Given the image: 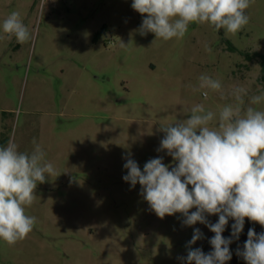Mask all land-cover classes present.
<instances>
[{
  "label": "rangeland",
  "instance_id": "1",
  "mask_svg": "<svg viewBox=\"0 0 264 264\" xmlns=\"http://www.w3.org/2000/svg\"><path fill=\"white\" fill-rule=\"evenodd\" d=\"M131 3L0 0V145L13 138L30 153L38 144L55 169L26 209L36 218L32 232L14 246L0 240V264H182L177 257L187 255L194 228L204 238L192 247L212 250L214 233L204 224L182 226L180 213L161 219L150 210L140 185L122 179L123 157L130 152L141 170L158 156L172 164L157 151L160 127L187 118L197 104L217 115L236 106V86L247 93L243 108L264 95V0H251L238 33L193 23L168 41L140 35L143 18ZM13 12L30 32L27 42L3 31ZM201 75L222 85L207 90V99ZM246 221L226 264L240 258Z\"/></svg>",
  "mask_w": 264,
  "mask_h": 264
},
{
  "label": "clouds",
  "instance_id": "2",
  "mask_svg": "<svg viewBox=\"0 0 264 264\" xmlns=\"http://www.w3.org/2000/svg\"><path fill=\"white\" fill-rule=\"evenodd\" d=\"M250 4L251 0H132L131 8L143 18L137 30L140 35L153 33L156 39L168 41L183 38L193 23L209 24L225 34L238 33L249 23ZM3 31L18 43L30 39L18 12L4 20ZM199 81V88L206 89L205 99L207 90L222 87L207 75ZM246 94L236 86L232 89L239 102L236 106L226 104L217 115L197 104L187 118L160 127L165 135L157 151L170 156L172 164L158 156L141 170L130 152L123 157L127 173L122 179L130 188L140 185V195L159 218L180 213L182 226L200 223L214 233L208 241L212 250L205 253L192 247L204 238L194 228L186 243L187 255L177 257L182 264H226L232 259L230 245L239 240L246 218L264 228V109L255 107L264 102V95H252L243 108ZM54 172L38 144L30 153L19 150L13 138L0 145V240L14 246L32 232L36 218L26 209L36 199L38 184ZM213 215L218 216L215 223L208 219ZM230 219L234 221L231 234L225 237ZM236 255L246 264H264V231L249 228Z\"/></svg>",
  "mask_w": 264,
  "mask_h": 264
},
{
  "label": "trees",
  "instance_id": "3",
  "mask_svg": "<svg viewBox=\"0 0 264 264\" xmlns=\"http://www.w3.org/2000/svg\"><path fill=\"white\" fill-rule=\"evenodd\" d=\"M104 32V31H103ZM229 49L231 50V51H235V48L231 45V43H229ZM257 54L258 53H256L255 54V56L256 57H258L257 56ZM248 57H249V55H248ZM262 67H263V73H264V54H263V61H262ZM249 228H254L255 229V231L257 232V233H260V232H262V231H264V228H262L258 223H253V222H251V221H249V220H247L246 221V230H245V233L243 234V240L240 242V244H239V246L242 248L243 247V244H244V242L246 241V239H247V232H248V229ZM235 264H246V262L240 257L238 260H236L235 262H234Z\"/></svg>",
  "mask_w": 264,
  "mask_h": 264
}]
</instances>
